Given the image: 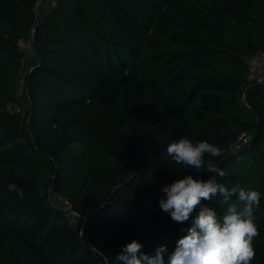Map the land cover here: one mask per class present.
I'll return each instance as SVG.
<instances>
[{
    "label": "trees",
    "instance_id": "obj_1",
    "mask_svg": "<svg viewBox=\"0 0 264 264\" xmlns=\"http://www.w3.org/2000/svg\"><path fill=\"white\" fill-rule=\"evenodd\" d=\"M36 1L0 0V107L19 96ZM34 40L26 117L0 111V264H120L132 240L167 262L199 209L174 222L161 189L209 178L166 154L182 136L223 149V182L261 192L264 264V77L246 62L264 50V0H58ZM220 199L204 203L222 214Z\"/></svg>",
    "mask_w": 264,
    "mask_h": 264
},
{
    "label": "clouds",
    "instance_id": "obj_2",
    "mask_svg": "<svg viewBox=\"0 0 264 264\" xmlns=\"http://www.w3.org/2000/svg\"><path fill=\"white\" fill-rule=\"evenodd\" d=\"M39 4L36 1L38 20ZM242 98L245 99V94ZM166 154L175 164L193 169L197 174L207 173L209 178L199 175L175 178L161 189L164 195L158 200L160 209L177 223L188 221L199 211L191 226L182 229L186 235L176 242L167 262L163 255L166 246L158 247L154 255H149L136 240L125 245L115 259L120 264H252L256 255L253 242L259 235L256 212L260 208L261 192L223 182L227 172L212 159L222 157L223 149L207 140L194 143L182 136L167 144ZM216 197L221 198L222 214L204 203Z\"/></svg>",
    "mask_w": 264,
    "mask_h": 264
},
{
    "label": "built area",
    "instance_id": "obj_3",
    "mask_svg": "<svg viewBox=\"0 0 264 264\" xmlns=\"http://www.w3.org/2000/svg\"><path fill=\"white\" fill-rule=\"evenodd\" d=\"M44 0H37V4L42 2ZM39 23V20L37 19L36 22L33 25L32 28V37H30L27 40H24L21 42L20 49L23 53L22 58V64L24 67L26 63L30 60V58L35 54L36 45L34 40V33L36 31V27ZM246 62L248 64V67L250 69L251 77L256 78L257 76L262 75L264 77V50L258 52L254 56H247ZM4 109L10 113H17V114H23L24 113V107L22 104V101L20 100V97L17 95L16 98L5 100L4 102ZM252 140V133L247 132L244 133L239 137V139L231 144V148L237 147L241 148L245 145H248ZM64 204H62V208L65 210L67 217L70 221L75 222L77 220V216H80L79 212L75 209L73 203L64 198L61 197Z\"/></svg>",
    "mask_w": 264,
    "mask_h": 264
},
{
    "label": "rangeland",
    "instance_id": "obj_4",
    "mask_svg": "<svg viewBox=\"0 0 264 264\" xmlns=\"http://www.w3.org/2000/svg\"><path fill=\"white\" fill-rule=\"evenodd\" d=\"M35 60H36V54H35V56L32 57V59L30 60V62L29 63H26L25 66L22 68V70L20 72V77H19L20 78L19 79V88H21L20 93H19V96H20V100L22 101V104H23V107L25 109V112H26V110H28L30 108V103H29V100L27 99V95H26V92H25V88H26L25 78H26V74L30 70V67L33 66V64L35 63ZM254 76H252V77H254ZM256 78H259L260 80H262L263 79V76L260 75V76H257ZM4 102H5V100L3 101V103H2V105L0 107V111L7 112L4 109ZM25 112L23 114H19V115H21V117L24 118L22 115H25L26 114ZM236 149H237V147L231 148L232 151H237ZM239 149L240 148H238V150ZM56 203H58V202H56ZM80 219L81 218H78L76 220V222H79L80 221V223H82V221Z\"/></svg>",
    "mask_w": 264,
    "mask_h": 264
},
{
    "label": "crops",
    "instance_id": "obj_5",
    "mask_svg": "<svg viewBox=\"0 0 264 264\" xmlns=\"http://www.w3.org/2000/svg\"><path fill=\"white\" fill-rule=\"evenodd\" d=\"M57 1L58 0H46L42 3H40L37 7L39 16L43 17V16L47 15L54 8Z\"/></svg>",
    "mask_w": 264,
    "mask_h": 264
},
{
    "label": "water",
    "instance_id": "obj_6",
    "mask_svg": "<svg viewBox=\"0 0 264 264\" xmlns=\"http://www.w3.org/2000/svg\"><path fill=\"white\" fill-rule=\"evenodd\" d=\"M85 224L86 223L84 222V224L82 226V229H81V234H82L83 239H85L86 241H88V239L86 237V233H85Z\"/></svg>",
    "mask_w": 264,
    "mask_h": 264
}]
</instances>
